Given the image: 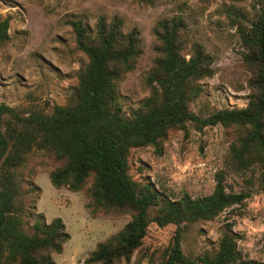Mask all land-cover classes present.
I'll use <instances>...</instances> for the list:
<instances>
[{"label":"trees","instance_id":"trees-1","mask_svg":"<svg viewBox=\"0 0 264 264\" xmlns=\"http://www.w3.org/2000/svg\"><path fill=\"white\" fill-rule=\"evenodd\" d=\"M140 1L149 5L154 0ZM231 10L240 18L233 24L238 22L246 49L244 65L251 73L249 102L205 118L191 104L203 92L202 81L214 75L215 59L199 42L189 48L185 19L163 18L156 24V56L148 76L151 92L130 114L121 101V85L143 53L139 30H126L118 16H100L94 30L83 21L73 22L78 47L89 60L68 104H56L51 113H24L0 104V264H56L54 254L62 253L71 238L62 217L48 222L38 212L42 188L21 170L34 149L47 150L63 161L51 170V182L57 188L85 190L91 215L131 217L97 244L85 264L130 262L152 223L177 227L160 264H264L241 256L231 228L213 253L195 260L183 251L184 224L213 220L249 197L246 192L228 191L223 175H218L210 194L186 192L174 199L130 174L133 148L152 146L161 154L170 132L186 129L188 122L200 128L221 124L234 135L229 153L232 166L238 171L258 168L264 189V7L249 25H243L248 17L245 10L235 6ZM10 27V18L0 16V47L9 40Z\"/></svg>","mask_w":264,"mask_h":264},{"label":"rangeland","instance_id":"rangeland-1","mask_svg":"<svg viewBox=\"0 0 264 264\" xmlns=\"http://www.w3.org/2000/svg\"><path fill=\"white\" fill-rule=\"evenodd\" d=\"M232 6L245 10L248 17L243 25H249L264 7V0H154L149 5L140 0H0V16L11 20L9 40L0 47V104L24 113H51L56 104H68L89 60L78 47L73 22L83 21L94 30L100 16H118L126 30L137 28L142 40L139 62L121 85V101L130 114L151 92L148 76L156 56V24L163 18L180 16L188 25L189 48L199 42L215 59V73L202 81L203 92L191 104L192 110L205 118L222 108L245 107L251 73L244 65L246 49L238 22L233 24L240 18ZM233 140L234 135L221 124L200 128L188 122L186 129L170 132L161 154L152 146L133 148L130 174L135 180L153 183L174 199L186 192L210 194L218 175H223L228 191L246 192L249 197L213 220L184 224L180 233L183 251L195 260L206 252L213 253L231 228L241 256L264 262L260 171L234 169L229 155ZM62 163L49 151L34 149L26 155L21 170L42 188L38 212L44 213L48 222L62 217L71 234L63 252L54 254L56 264H85L97 244L118 232L131 217L91 215L85 190L57 188L51 182V170ZM176 231L175 224L159 227L152 223L143 246L130 262L120 264H160Z\"/></svg>","mask_w":264,"mask_h":264}]
</instances>
